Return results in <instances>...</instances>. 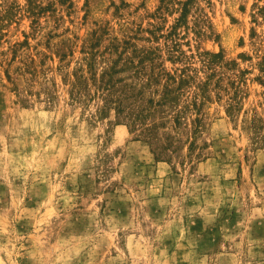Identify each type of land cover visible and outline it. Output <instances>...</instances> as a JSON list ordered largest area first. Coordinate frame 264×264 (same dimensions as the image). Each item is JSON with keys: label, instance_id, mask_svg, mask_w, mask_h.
<instances>
[{"label": "rangeland", "instance_id": "rangeland-1", "mask_svg": "<svg viewBox=\"0 0 264 264\" xmlns=\"http://www.w3.org/2000/svg\"><path fill=\"white\" fill-rule=\"evenodd\" d=\"M0 264H264V0H0Z\"/></svg>", "mask_w": 264, "mask_h": 264}]
</instances>
